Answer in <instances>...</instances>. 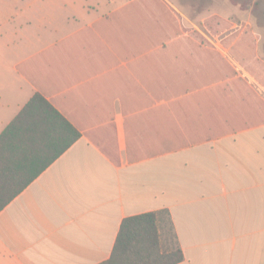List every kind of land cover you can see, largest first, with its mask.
Instances as JSON below:
<instances>
[{
    "label": "crops",
    "instance_id": "obj_1",
    "mask_svg": "<svg viewBox=\"0 0 264 264\" xmlns=\"http://www.w3.org/2000/svg\"><path fill=\"white\" fill-rule=\"evenodd\" d=\"M131 1L0 0V134L35 93L81 133L0 212V264H100L159 211L178 264H264V113L235 100L263 98L170 0L159 41Z\"/></svg>",
    "mask_w": 264,
    "mask_h": 264
},
{
    "label": "trees",
    "instance_id": "obj_2",
    "mask_svg": "<svg viewBox=\"0 0 264 264\" xmlns=\"http://www.w3.org/2000/svg\"><path fill=\"white\" fill-rule=\"evenodd\" d=\"M80 137L73 125L35 93L0 134V212ZM161 219L163 223L168 220L174 243L162 240ZM183 259L168 213L159 211L124 218L110 258L100 264H178Z\"/></svg>",
    "mask_w": 264,
    "mask_h": 264
},
{
    "label": "rangeland",
    "instance_id": "obj_3",
    "mask_svg": "<svg viewBox=\"0 0 264 264\" xmlns=\"http://www.w3.org/2000/svg\"><path fill=\"white\" fill-rule=\"evenodd\" d=\"M57 0H39L40 8H49ZM93 1V0H90ZM173 5L179 25L195 27L189 30L197 41L220 47V52L232 65L237 78L248 83L264 100V0H170ZM161 0H135L126 5V11H135L140 19V27H148L156 31L157 41L170 36L172 30L178 26L175 19L166 12ZM173 12V13H174ZM174 16V15H173ZM154 35V34H153ZM152 35V36H153ZM242 44V45H241ZM251 55L249 54V49ZM252 61V65L248 61ZM204 66L208 65L205 62ZM217 80L211 76L210 80ZM262 81V83H261ZM243 92L237 91L236 116L239 120L255 116L260 109L264 113V106L252 102ZM261 108H260V107ZM260 117V116H259ZM167 233L168 243L171 240L169 226L165 223L161 238Z\"/></svg>",
    "mask_w": 264,
    "mask_h": 264
}]
</instances>
